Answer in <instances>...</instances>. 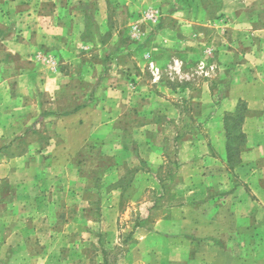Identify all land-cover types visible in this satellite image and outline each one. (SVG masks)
<instances>
[{
  "label": "rangeland",
  "instance_id": "obj_1",
  "mask_svg": "<svg viewBox=\"0 0 264 264\" xmlns=\"http://www.w3.org/2000/svg\"><path fill=\"white\" fill-rule=\"evenodd\" d=\"M0 264H264V0H0Z\"/></svg>",
  "mask_w": 264,
  "mask_h": 264
},
{
  "label": "crops",
  "instance_id": "obj_2",
  "mask_svg": "<svg viewBox=\"0 0 264 264\" xmlns=\"http://www.w3.org/2000/svg\"><path fill=\"white\" fill-rule=\"evenodd\" d=\"M83 114L84 113H79V114H77V115H75V117H80V116H83ZM69 118V117H68ZM76 132V135H78V136H80L79 135V133H78V131H75ZM79 148H80V143H78L77 145H73V147H71V148H68V150H67V154H72V155H74V154H76V152H78V150H79ZM61 150H63V148L61 147ZM60 151L58 150L57 152H53L54 154L55 153H59ZM53 166H54V164H50V165H46L45 166V168H43L42 170H44L45 171V174H46V177H50V178H52V172H54L55 173V171H54V168H53ZM56 175V174H55ZM55 177V176H54ZM61 181H57V180H55V183H56V185H58L59 183H60ZM58 190V189H57ZM55 194L57 195V193L55 192ZM62 198H60V200H61ZM61 204H63V203H60L59 204V206L61 207Z\"/></svg>",
  "mask_w": 264,
  "mask_h": 264
},
{
  "label": "trees",
  "instance_id": "obj_3",
  "mask_svg": "<svg viewBox=\"0 0 264 264\" xmlns=\"http://www.w3.org/2000/svg\"><path fill=\"white\" fill-rule=\"evenodd\" d=\"M227 132H228V138H229L230 136H229V128L228 127H227Z\"/></svg>",
  "mask_w": 264,
  "mask_h": 264
}]
</instances>
